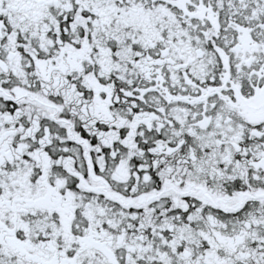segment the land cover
I'll return each instance as SVG.
<instances>
[{
    "label": "snow or ice",
    "instance_id": "1",
    "mask_svg": "<svg viewBox=\"0 0 264 264\" xmlns=\"http://www.w3.org/2000/svg\"><path fill=\"white\" fill-rule=\"evenodd\" d=\"M0 264H264V0H0Z\"/></svg>",
    "mask_w": 264,
    "mask_h": 264
}]
</instances>
